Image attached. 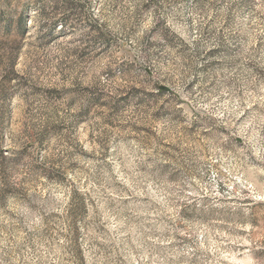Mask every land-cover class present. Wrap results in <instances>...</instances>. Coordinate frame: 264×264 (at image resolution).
<instances>
[{
  "label": "rangeland",
  "instance_id": "374dc122",
  "mask_svg": "<svg viewBox=\"0 0 264 264\" xmlns=\"http://www.w3.org/2000/svg\"><path fill=\"white\" fill-rule=\"evenodd\" d=\"M3 1L0 264H264V0Z\"/></svg>",
  "mask_w": 264,
  "mask_h": 264
},
{
  "label": "trees",
  "instance_id": "16d2710c",
  "mask_svg": "<svg viewBox=\"0 0 264 264\" xmlns=\"http://www.w3.org/2000/svg\"><path fill=\"white\" fill-rule=\"evenodd\" d=\"M3 2H4V3H7L8 0H4ZM19 21H21V22L23 21V16L20 17Z\"/></svg>",
  "mask_w": 264,
  "mask_h": 264
}]
</instances>
